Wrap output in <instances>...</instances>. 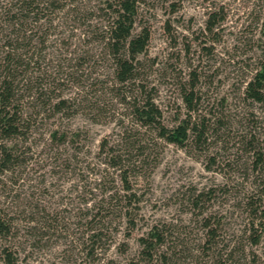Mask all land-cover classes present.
Listing matches in <instances>:
<instances>
[{
	"label": "rangeland",
	"instance_id": "1",
	"mask_svg": "<svg viewBox=\"0 0 264 264\" xmlns=\"http://www.w3.org/2000/svg\"><path fill=\"white\" fill-rule=\"evenodd\" d=\"M78 4L86 14L78 17L70 6L55 10L46 31L36 33L46 41L36 49L40 61L34 71L51 92L35 107L26 138L18 142L21 162L14 173L0 176V210L15 225L6 244L18 264H144L139 238L153 227L165 237L160 250L184 252L180 256L188 264H264V217L253 233L248 203L259 196L264 208V178L234 141L204 152L161 143L156 163L128 175L135 196L124 197L101 154L103 140L107 147L121 143L124 126H130L125 107L105 87L112 84V70L100 54L98 34L107 15L98 0ZM214 11L224 19L212 40L200 31ZM263 19L264 0L143 1L136 30L147 26L150 39L141 60L165 124L185 115L180 90L196 70L202 113L222 111L235 134L248 130L245 116L252 112L249 120L264 150V108L241 97L263 53ZM56 94L74 103L56 112L49 105ZM209 154L225 166L211 163ZM115 191L121 200L105 209L102 200ZM198 194L202 199L195 205ZM101 215L102 237L92 239Z\"/></svg>",
	"mask_w": 264,
	"mask_h": 264
},
{
	"label": "trees",
	"instance_id": "2",
	"mask_svg": "<svg viewBox=\"0 0 264 264\" xmlns=\"http://www.w3.org/2000/svg\"><path fill=\"white\" fill-rule=\"evenodd\" d=\"M82 1L84 0H7L3 5H0L1 177L7 173H14V169L21 162L23 152L18 142L26 138L30 122L36 113L35 107L43 97L48 99L51 92V88L45 90V85L40 81L41 77L36 75L39 71L36 69V64L40 61L37 57L38 51L42 50L46 41L45 35L41 37L42 34L37 35L36 33L42 32L43 28H45L43 32L46 31L45 24L51 21L48 17L55 10H63L70 6L72 7L70 10L76 16L86 14L87 12L80 13L82 11H79L81 9L78 3ZM98 1L102 4L101 9L105 10L104 15H107L105 24L98 34V44L101 46L100 54L110 61L112 70V84H105V87L113 95V98L125 107L130 120V126H124L120 138L121 143L118 142L113 147H107L105 146L106 141L103 140L101 154L104 155L108 167H112L119 177L122 189L126 192L124 197L135 196L131 191L132 185L128 180V175H136L140 172L139 168L142 169L143 166L154 161L156 163L159 155L157 149L161 143L204 152L218 142L227 145L234 141V144L244 149V153L247 155L246 160H252L253 171L264 178V150L260 145L259 138H256L254 132L256 127L249 120L250 116L254 117L252 112L247 111L248 115L245 116L244 128L248 130L240 133L236 131L235 134L231 118L229 119L222 111L217 112L212 108L208 112L202 113V108H200L202 99L200 93L202 92L198 86L199 75L196 70H192L189 80L182 83L183 86L180 90L186 110L185 115L177 116L173 124H165L162 111L155 102V88L154 86L148 88L144 74L145 63L141 60V56L147 51L150 39V30L147 26H139L140 28L136 30L140 6L144 0ZM42 19L44 21L40 23ZM223 19L224 15L219 11L211 12L200 35L214 40L218 24ZM92 32L96 34L99 30L97 32V28H94ZM259 33L260 37L264 39V19L260 25ZM36 35L37 37H35ZM37 48L38 51H36ZM210 48L211 46L202 45V50ZM243 85L242 100L249 101L250 105L257 103L264 108V49L255 72L244 81ZM73 103L74 100L70 101L69 98H63L60 94H56L53 100L49 101L50 107L56 112L70 108ZM239 121L241 122V120ZM208 158L211 163H218V166L226 163L218 161L220 158H217L216 154H209ZM0 181H2L1 178ZM118 195L115 191L102 200L107 207L105 209L117 207V203L122 197ZM201 197L202 194L194 196L195 205L201 202ZM248 201L251 216L250 227L254 233L263 223L264 208L261 210L263 204L259 196L257 200L250 198ZM97 206H99L98 211H105L100 208L102 206L99 204ZM259 212L260 214H258ZM102 217L101 215L99 219L101 227L94 228L90 234L92 239H101L102 237L104 227ZM14 228L12 218L8 217L3 209L0 210V240L2 241L0 258L3 264H18L17 257L6 244L8 238L14 235ZM251 237L253 238V236ZM164 238L162 231L156 227L151 228L146 236L139 238L143 263L188 264L186 256H180L184 252H175L174 250L170 253L168 250H160L165 243ZM258 239L256 237L253 241L257 242ZM241 251L243 252V249ZM129 264L140 263L130 261Z\"/></svg>",
	"mask_w": 264,
	"mask_h": 264
}]
</instances>
